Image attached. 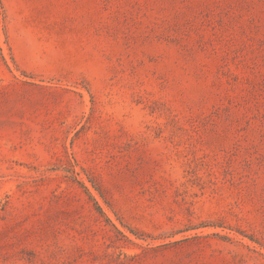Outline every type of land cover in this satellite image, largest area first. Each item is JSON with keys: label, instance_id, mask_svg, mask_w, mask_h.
<instances>
[{"label": "rangeland", "instance_id": "rangeland-1", "mask_svg": "<svg viewBox=\"0 0 264 264\" xmlns=\"http://www.w3.org/2000/svg\"><path fill=\"white\" fill-rule=\"evenodd\" d=\"M0 264H264V0H0Z\"/></svg>", "mask_w": 264, "mask_h": 264}]
</instances>
